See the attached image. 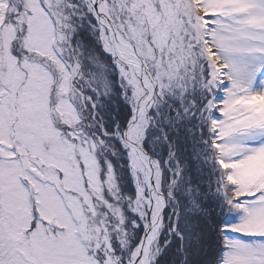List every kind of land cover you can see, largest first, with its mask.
Returning a JSON list of instances; mask_svg holds the SVG:
<instances>
[{
  "label": "snow or ice",
  "instance_id": "snow-or-ice-1",
  "mask_svg": "<svg viewBox=\"0 0 264 264\" xmlns=\"http://www.w3.org/2000/svg\"><path fill=\"white\" fill-rule=\"evenodd\" d=\"M137 9L0 0V264H264V226L245 227L264 219V173L229 183L217 160L199 179L200 146L264 153V0L183 7L175 83L151 36V58L133 41Z\"/></svg>",
  "mask_w": 264,
  "mask_h": 264
},
{
  "label": "rangeland",
  "instance_id": "rangeland-1",
  "mask_svg": "<svg viewBox=\"0 0 264 264\" xmlns=\"http://www.w3.org/2000/svg\"><path fill=\"white\" fill-rule=\"evenodd\" d=\"M138 13L133 14V22L130 27V34L132 39H136L140 46L146 50L145 54L148 58L152 56V49L147 43V37L151 36L153 42L156 44V48L159 52H164V61L170 65V70L165 71L160 61L157 60V67L160 69V73L165 79H171L175 83L178 79V72L180 67L184 63L191 64L192 58L189 52H186L183 48V40L180 36L183 27L177 22V13L187 6L189 3L192 5H198L199 0H161V4H167L168 19L164 20L159 13L151 6L150 0H138ZM227 2V0H222ZM179 5V7H178ZM143 9L147 15L142 14ZM117 10H119V3L117 4ZM197 11H203L197 7ZM139 48V46H138ZM167 49V51H165ZM179 49V54L172 60H169V53H176ZM179 66V67H178ZM191 69H189V72ZM254 102L258 105L264 106V97H254ZM215 149L211 145L208 147L200 146L199 157L201 161L202 173L200 174V181L204 184L206 178H215L220 175L217 170V160L220 161V167L225 168L229 165L233 169V173L230 175L229 183H247L254 180L259 174L264 173V153H259L253 157L250 161L240 163H225L223 160L224 148L220 145H216ZM218 151H220L218 153ZM162 153L166 155V151L162 150ZM129 192H134V184L126 185ZM237 218V217H236ZM235 222H238L236 220ZM264 226V219L254 218L249 221L245 226L252 229L256 227Z\"/></svg>",
  "mask_w": 264,
  "mask_h": 264
},
{
  "label": "trees",
  "instance_id": "trees-1",
  "mask_svg": "<svg viewBox=\"0 0 264 264\" xmlns=\"http://www.w3.org/2000/svg\"><path fill=\"white\" fill-rule=\"evenodd\" d=\"M214 179H215V178H212V177H210V178H206V180L204 181V187L207 188L208 185H209V183H210L212 180H214ZM218 203H219V201H213V204H214V205H215V204H218ZM224 218H225V216L222 217V219H223V223L226 224V221L224 220Z\"/></svg>",
  "mask_w": 264,
  "mask_h": 264
}]
</instances>
